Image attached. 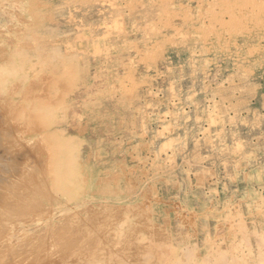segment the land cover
I'll return each instance as SVG.
<instances>
[{
    "label": "rangeland",
    "instance_id": "1",
    "mask_svg": "<svg viewBox=\"0 0 264 264\" xmlns=\"http://www.w3.org/2000/svg\"><path fill=\"white\" fill-rule=\"evenodd\" d=\"M186 248L264 264V0H0V264Z\"/></svg>",
    "mask_w": 264,
    "mask_h": 264
},
{
    "label": "clouds",
    "instance_id": "2",
    "mask_svg": "<svg viewBox=\"0 0 264 264\" xmlns=\"http://www.w3.org/2000/svg\"><path fill=\"white\" fill-rule=\"evenodd\" d=\"M27 70H25L22 60L18 59L17 63L3 74V79L6 81L19 80L26 78ZM184 256L187 264H194V253L191 248L184 249ZM215 264H224L223 254L217 255Z\"/></svg>",
    "mask_w": 264,
    "mask_h": 264
}]
</instances>
